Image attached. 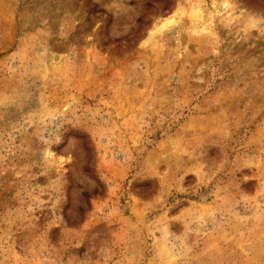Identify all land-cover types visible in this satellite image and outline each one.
<instances>
[{"label":"rangeland","instance_id":"1","mask_svg":"<svg viewBox=\"0 0 264 264\" xmlns=\"http://www.w3.org/2000/svg\"><path fill=\"white\" fill-rule=\"evenodd\" d=\"M0 264H264V0H0Z\"/></svg>","mask_w":264,"mask_h":264}]
</instances>
